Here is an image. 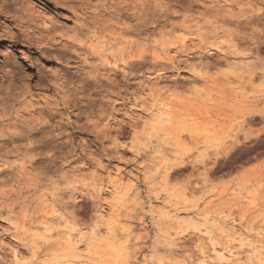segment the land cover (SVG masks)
I'll return each mask as SVG.
<instances>
[{"label": "rangeland", "instance_id": "obj_1", "mask_svg": "<svg viewBox=\"0 0 264 264\" xmlns=\"http://www.w3.org/2000/svg\"><path fill=\"white\" fill-rule=\"evenodd\" d=\"M165 103L179 125L148 130ZM116 174L143 209L110 192ZM59 216L87 231L83 264L105 259L95 225L120 236L119 219L134 264H174L175 250L199 264L200 246L248 255L238 235L264 261V0H0V264H60L65 243L28 231L56 233Z\"/></svg>", "mask_w": 264, "mask_h": 264}, {"label": "bare ground", "instance_id": "obj_2", "mask_svg": "<svg viewBox=\"0 0 264 264\" xmlns=\"http://www.w3.org/2000/svg\"><path fill=\"white\" fill-rule=\"evenodd\" d=\"M82 16V15H81ZM83 17V16H82ZM81 17V18H82ZM80 19V18H79ZM140 19V18H139ZM85 21V20H84ZM84 24V23H83ZM95 25V24H94ZM86 26V25H85ZM94 28V27H93ZM83 31L84 32V30L83 29H80V31ZM74 31V30H73ZM91 31V30H90ZM95 31H96V33H97V30L95 29ZM95 31H94V33H95ZM77 32H79V30L77 31ZM75 33V31L73 32V35L71 36V37H67L69 40H71L72 42H74V43H77L78 42V44L79 43H81L82 41H81V39L82 38H80V32L79 33ZM83 34V33H82ZM90 34V33H89ZM88 34V35H89ZM86 35V34H85ZM58 36H60V35H58ZM62 36H65L64 34H62ZM84 36V35H83ZM66 37V36H65ZM53 38V37H52ZM51 38V39H52ZM61 38V37H60ZM95 39H98L96 36H95ZM100 40V39H99ZM98 40V41H99ZM96 41V40H95ZM94 41V42H95ZM69 43V42H68ZM100 43V46L102 45L101 44V42H98L97 44H99ZM72 44V43H71ZM95 45H96V42L94 43ZM104 44V43H103ZM95 45L94 46H92V48L91 49H97V47H95ZM69 46V45H68ZM103 46V45H102ZM111 47V46H110ZM103 48V47H102ZM105 48V47H104ZM109 48V47H108ZM110 49V48H109ZM107 50V49H106ZM92 51H94V50H92ZM109 52V51H108ZM248 62V61H247ZM243 63H246V61H239V62H237V61H233V63L232 62H230V63H228L230 66H235V68H237V69H235V70H241L242 69V67H238L237 66V64H243ZM246 66V65H245ZM249 67V66H248ZM246 68V67H245ZM233 69V70H234ZM239 78H241V77H239ZM162 97V96H161ZM169 98V97H168ZM167 98V99H168ZM165 100V99H164ZM159 101V100H158ZM168 101V100H167ZM161 103V102H160ZM173 104V103H172ZM169 103H165V104H163V105H161L160 104V107H159V104H158V106H155L154 107V109L152 108H150V117H148L149 119H148V121L146 120V121H143L144 122V124L146 123V126H149V128H147L148 130H152L153 132H157V130H160L161 129V127H162V125H165V124H168V123H170L171 124V119L173 118L172 117V115L173 114H169V112H168V110L171 108V106L169 105ZM170 107V108H169ZM174 107V106H173ZM172 107V108H173ZM177 108L175 107L172 111L173 112H175V110H176ZM179 109H177V111H178ZM188 113V112H187ZM176 114V113H175ZM147 119V118H146ZM175 118H173V120H174ZM185 122V121H184ZM173 125H179L178 124V122L176 121V120H174L173 122ZM170 124L168 125V126H170ZM196 124V123H195ZM144 126V125H143ZM172 126V125H171ZM164 127V126H163ZM172 127H174V126H172ZM188 127V126H187ZM206 127V126H205ZM167 128V127H166ZM182 128V127H181ZM208 128V127H207ZM163 129V128H162ZM161 129V130H162ZM205 129V128H204ZM199 130H201L200 128H199ZM151 131V132H152ZM167 131V130H166ZM170 131V130H169ZM147 132V131H146ZM150 132V131H149ZM163 132V131H162ZM206 132V131H205ZM201 133V132H200ZM150 134V133H149ZM159 134V133H158ZM163 134H164V132H163ZM148 135V134H147ZM150 135H152V134H150ZM153 135H154V133H153ZM154 137V136H153ZM152 137V138H153ZM173 138V137H172ZM174 139V138H173ZM158 147V146H157ZM158 149V148H157ZM155 150L154 152H153V155H154V158L153 159H155V158H157L158 159V157H159V159L160 158H162V159H160V161H162V160H166V159H164L163 157H164V155L162 154V152L159 150V149H162V148H160L159 147V149L158 150ZM151 152V153H152ZM203 153H205L203 156H202V158H201V160H202V162H205V159L207 158V155H206V152H203ZM152 155V154H151ZM202 155V154H201ZM149 157V156H148ZM165 158H167V157H165ZM168 162V161H167ZM167 162H166V164H167ZM201 162V163H202ZM164 164V163H163ZM158 165V164H157ZM170 165V164H169ZM166 166V165H165ZM164 166V167H165ZM153 167V166H152ZM146 168V167H145ZM154 168V167H153ZM159 168V167H158ZM151 170V169H150ZM150 170L148 169V170H146V171H148V172H150ZM145 172V171H144ZM148 172H147V174H148ZM151 173H152V171H151ZM121 174V173H120ZM120 174H116L117 175V179L114 181V183H113V186H112V189L110 190V192L112 193V194H115V195H121V196H123V198H124V196H128L129 198H133V196H134V199H135V201L137 202V205H138V207H140V209H143L144 208V205L146 204V202L143 200V198H142V196H141V194H140V192L138 191V189L137 190H133L132 191V194H133V196H131L130 197V192H131V190H132V187L130 186V187H128V186H125L124 187V185H125V178L123 177V176H121ZM154 176V174H151V175H149V177H151V176ZM161 177H162V180L164 181V182H167L168 180H170V178H172L171 177V168H170V166H166L165 167V169L163 170L162 169V173H161ZM151 179H152V177H151ZM161 180V181H162ZM102 188V187H101ZM98 189V191H99V193H102V189ZM96 190V189H95ZM120 197V196H119ZM120 199V198H119ZM128 199V198H127ZM153 200H151L150 198H149V207L150 208H152L153 207ZM123 203V202H122ZM115 208V207H114ZM119 208V207H118ZM127 208V207H126ZM126 208H124L125 210H126ZM122 210V209H121ZM129 210V209H128ZM117 212H120V210L118 211V210H116ZM115 211V212H116ZM107 212H105V211H98V216H97V219L99 220V222H104L108 217V214H106ZM165 213H167V212H164L163 214H165ZM131 214V213H130ZM124 215H125V213H124ZM58 217V216H57ZM60 217V216H59ZM62 217V216H61ZM56 218L55 219V222L57 221L58 223H59V230L56 232V233H54L53 232V228H52V222H50L49 220L48 221H42L40 224H39V226H35V227H33V226H31V228H29L28 229V231L29 230H35V233H37L36 231H40V230H42L43 231V233H41V234H39V233H37V235H38V237L39 238H41V239H43L45 242H49V241H51L52 239H54V237H57L58 238V240L59 241H63L65 244V248H64V253H63V255L62 256H59V257H57V255H56V253H55V255H56V261H58L60 264L62 263V264H83L84 262H83V256H82V254H81V252H82V250L80 249V243L84 240V239H86V232L84 233L80 228H75V227H71V226H69V222H68V220L67 219H65L64 220V218ZM129 217V216H128ZM122 218V217H121ZM126 220V222L127 223H124L123 224V226H121L122 225V222H120V219L119 220H117V221H119V224H118V222H117V224L118 225H120V223H121V227L120 226H118L120 229L119 230H121V234H120V236H118L119 235V233L118 234H116V231H114L116 228H113V226H107V228H106V230H104L105 231V233H103L104 231H100L99 230V226L97 225H95V228H94V231H93V233H91L92 235H90V234H87V235H90L91 236V243H90V241H88L89 243H90V248H94V247H96L95 246V243H97V242H102L101 244H102V247H101V249L99 250L100 252L98 253V254H100L101 255V257H104L105 259H103V261L102 262H96L97 261V259H96V261L95 260H93V263L92 264H108V262H107V259L106 258H109V257H112V259L114 258L115 259V261L116 262H119V264H134L133 262H131L130 261V256L129 255H131V254H129L128 252L130 251V247H131V245H132V241L134 240V238H136V230H135V227H134V225L132 224L133 222H132V220H128V219H125ZM124 220V221H125ZM51 221H53V220H51ZM56 222V223H57ZM55 226H57V225H55ZM100 226H101V224H100ZM33 228V229H32ZM61 228V229H60ZM118 229V228H117ZM179 229V228H178ZM176 230V232H175V235H177L178 236V234H179V230ZM30 232V231H29ZM117 232H118V230H117ZM234 234V233H233ZM237 234H239V233H237ZM33 237H35V236H33ZM173 237H175V236H173ZM170 238V237H169ZM177 238V237H176ZM176 238L174 239L173 238V240H175V241H173L174 242V244L172 243V246L173 247H175V248H177L178 247V244L177 243H175L177 240H176ZM235 240L236 241H238L239 242V244H240V248L243 250V252L244 253H246V254H248V255H244V254H242V252H238V251H236V248L235 247H225V248H222L221 249V251H216V255H217V257L215 258V259H213L210 255V251L209 250H206L203 246H200V247H198L197 249H198V263L199 264H242V262L243 261H245V260H249V261H251L253 258H258V260L261 262V264H264V261L262 260V259H260V253L259 252H257L256 254H255V252H256V249L258 248L256 245H254L251 241H247L246 239H243V238H241V236L240 235H238V236H236L235 237ZM171 241V242H172ZM119 242V243H118ZM178 242V241H177ZM34 243V242H33ZM24 245V244H23ZM100 245V244H99ZM25 246L29 249V250H31V251H33L34 250V248L35 247H33V246H35V243L34 244H25ZM36 246H38L37 244H36ZM39 247V246H38ZM12 248V247H11ZM39 249V248H38ZM95 249V248H94ZM173 249V248H172ZM12 252H13V250H12ZM86 252H88V250L86 251ZM94 252V251H93ZM33 254L35 253V251H33L32 252ZM171 253V252H170ZM14 259H12L13 260V264H22V262H23V255H21L20 256V253H18V252H14ZM51 255V254H50ZM54 255V254H53ZM54 255V256H55ZM89 255H90V252H89ZM96 256V255H95ZM171 259L173 260V261H175V263L174 264H194L195 262H196V260H195V256L194 255H186L184 252H181V253H179L178 251H173L172 253H171ZM61 257H62V260H61ZM93 258H94V255H93ZM110 259V258H109ZM108 259V261H109V264L110 263H112V261L113 260H111V262H110V260ZM54 260V259H53ZM113 264V263H112Z\"/></svg>", "mask_w": 264, "mask_h": 264}]
</instances>
